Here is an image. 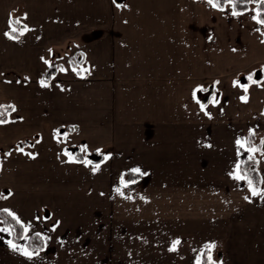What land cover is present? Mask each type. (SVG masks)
<instances>
[{
  "label": "crops",
  "instance_id": "0c3cea01",
  "mask_svg": "<svg viewBox=\"0 0 264 264\" xmlns=\"http://www.w3.org/2000/svg\"><path fill=\"white\" fill-rule=\"evenodd\" d=\"M227 3L0 0V210L45 240L3 224L0 264H264V24Z\"/></svg>",
  "mask_w": 264,
  "mask_h": 264
},
{
  "label": "trees",
  "instance_id": "16d2710c",
  "mask_svg": "<svg viewBox=\"0 0 264 264\" xmlns=\"http://www.w3.org/2000/svg\"><path fill=\"white\" fill-rule=\"evenodd\" d=\"M216 4L219 5V7H223L228 0H214ZM251 2H254L257 4V10H258V16L260 20H264V2H261V0H233V3L235 5L234 9L237 12H243L246 11L249 8V5ZM264 24V23H263ZM12 34L14 36L18 35V32L12 31ZM79 62L78 59L74 60V64H77ZM57 67L55 65H51L46 73L44 74V79L46 81L50 80L52 76L56 73ZM13 109V105L11 104H4L0 105V120L6 121L9 117L10 112ZM256 141V135L252 132L248 133L247 135V143L249 147L254 146V142ZM78 158H82L80 155V152H76L74 154ZM255 162L253 159H246L243 160L241 163V169L242 172L246 175L247 181H251V187L252 189L255 188L256 190L259 188V177L256 172V168L254 167ZM135 174V173H134ZM138 174V173H136ZM133 173H125L124 174V180L133 178ZM6 209L0 210V219L2 223L9 228L12 239L14 242L19 243L23 239H26V247L30 252L37 253L39 251H42L45 248V240L44 237L39 233H32L28 236H26L24 225L18 220L14 214ZM207 258V255H205Z\"/></svg>",
  "mask_w": 264,
  "mask_h": 264
},
{
  "label": "snow or ice",
  "instance_id": "6c2138e0",
  "mask_svg": "<svg viewBox=\"0 0 264 264\" xmlns=\"http://www.w3.org/2000/svg\"><path fill=\"white\" fill-rule=\"evenodd\" d=\"M114 2H115V0H114ZM228 2L229 3H233V0H228ZM261 2H264V0H261ZM208 3L209 4H211L213 7H218L219 5L218 4H216L215 2H214V0H208ZM233 7H235V5H234V3H233ZM233 14L235 15V14H237L235 11L233 12ZM256 17H254V19H255ZM259 23H264V20H260V21H258ZM18 23V22H17ZM13 31H16V29L15 28H13ZM14 38V37H13ZM62 71H63V69H61ZM249 79H251V76L249 77ZM41 83V85L42 86H46L45 85V83H44V81H41L40 82ZM242 99H246V98H242ZM203 107V106H202ZM3 121H0V123H2ZM238 143H239V141H238ZM134 171H139V169H134ZM236 178H238V179H240V178H242V177H236ZM249 185H250V187H251V181H249ZM252 194L253 195H258V194H260V193H258L257 191H256V189L255 188H253L252 189ZM246 199H247V197H246ZM10 215H11V213H9ZM175 243H179V241H176ZM175 243H174V245H173V249H171V250H175ZM209 247H214V245H210ZM25 255H30L29 253H27V252H25L24 253ZM209 260H211V257L209 256Z\"/></svg>",
  "mask_w": 264,
  "mask_h": 264
},
{
  "label": "water",
  "instance_id": "95a60500",
  "mask_svg": "<svg viewBox=\"0 0 264 264\" xmlns=\"http://www.w3.org/2000/svg\"><path fill=\"white\" fill-rule=\"evenodd\" d=\"M260 75H261V73H259L257 77H260ZM67 150L70 153L75 154L76 152L79 151V148L78 147H69V148H67ZM87 159L92 161V162H97L101 159V156L96 154V153H93V154L88 155Z\"/></svg>",
  "mask_w": 264,
  "mask_h": 264
},
{
  "label": "rangeland",
  "instance_id": "374dc122",
  "mask_svg": "<svg viewBox=\"0 0 264 264\" xmlns=\"http://www.w3.org/2000/svg\"><path fill=\"white\" fill-rule=\"evenodd\" d=\"M228 5L227 6H229V7H231L232 6V3H227ZM15 15L16 16H18V17H20L22 14L21 13H18V12H15ZM262 67V68H261ZM261 72H264V63L262 62V64L260 65V68H259V70L258 71H256L255 73H253L252 75H250L251 76V78L253 79V78H255V77H257L258 76V74L259 73H261ZM249 76V77H250ZM248 77V78H249ZM241 81H242V79H240ZM251 80V79H250ZM1 226H4L3 225V223H2V221H1V219H0V227ZM5 227V226H4Z\"/></svg>",
  "mask_w": 264,
  "mask_h": 264
}]
</instances>
